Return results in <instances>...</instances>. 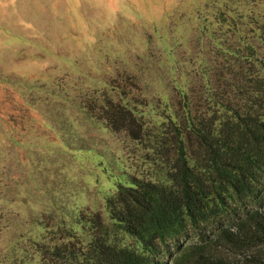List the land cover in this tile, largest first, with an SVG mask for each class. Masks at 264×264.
<instances>
[{"label": "rangeland", "instance_id": "rangeland-1", "mask_svg": "<svg viewBox=\"0 0 264 264\" xmlns=\"http://www.w3.org/2000/svg\"><path fill=\"white\" fill-rule=\"evenodd\" d=\"M239 69L264 74V0H0V264H36L46 246L97 234V221L110 242L144 250L106 199L130 176L163 180L155 141L162 131L171 143L178 98L199 90L205 104ZM108 98L134 113L141 138L109 127ZM235 204L210 198L206 222L185 217L164 244L264 258V238L220 233L237 226Z\"/></svg>", "mask_w": 264, "mask_h": 264}, {"label": "trees", "instance_id": "trees-1", "mask_svg": "<svg viewBox=\"0 0 264 264\" xmlns=\"http://www.w3.org/2000/svg\"><path fill=\"white\" fill-rule=\"evenodd\" d=\"M183 97L173 109L171 143L162 131L155 141L166 164L164 179L130 176L106 199L109 218L140 239L144 250L110 242L97 221V234L46 246L36 264H246L204 254L195 242L163 239L169 226L178 237L185 217L193 228L206 222L213 197L236 203L235 229L219 227L227 240L264 238V74L239 69L223 76L221 90L205 95V104L199 90ZM101 113L109 127L131 138L146 132L118 100L108 98ZM247 264H264V258L254 256Z\"/></svg>", "mask_w": 264, "mask_h": 264}]
</instances>
